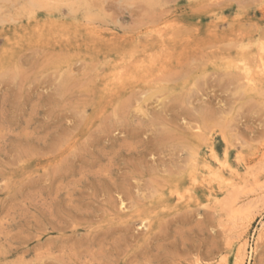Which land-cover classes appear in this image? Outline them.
<instances>
[{
	"label": "rangeland",
	"instance_id": "rangeland-1",
	"mask_svg": "<svg viewBox=\"0 0 264 264\" xmlns=\"http://www.w3.org/2000/svg\"><path fill=\"white\" fill-rule=\"evenodd\" d=\"M261 71L264 0H0V264H264Z\"/></svg>",
	"mask_w": 264,
	"mask_h": 264
},
{
	"label": "bare ground",
	"instance_id": "bare-ground-1",
	"mask_svg": "<svg viewBox=\"0 0 264 264\" xmlns=\"http://www.w3.org/2000/svg\"><path fill=\"white\" fill-rule=\"evenodd\" d=\"M52 1V0H51ZM54 1V0H53ZM38 2H40V1H38ZM43 2V1H42ZM39 4H41V3H39ZM50 4V3H49ZM32 5H33V3H32ZM43 5V4H42ZM38 6V3H37V5L35 6V7H37ZM44 7H46V6H44ZM38 8H41L40 6L38 7ZM32 9H34V8H32ZM261 69H262V67H261ZM261 72H263V71H261ZM260 72V73H261ZM264 73V72H263ZM252 76V75H251ZM250 76V77H251ZM261 77V76H260ZM251 78H253V77H251ZM254 79V78H253ZM252 79V80H253ZM249 81V80H248ZM251 83V82H250ZM254 83V82H253ZM211 153H212V151H211ZM192 161V160H191ZM223 166H221V167H226L227 166V161H225V162H222L221 163ZM201 165H202V163H201ZM220 167V166H219ZM228 167V166H227ZM219 169H221V168H219ZM197 172V171H196ZM215 172H217L216 170H213V173H215ZM219 172V171H218ZM194 173V172H193ZM220 173V172H219ZM207 175H209V174H207ZM207 175H206V177H207ZM194 176V175H193ZM192 176V177H193ZM219 176V179L222 177L221 176V173L218 175ZM191 177V178H192ZM216 177V176H215ZM209 178V177H208ZM203 179V178H202ZM216 179H218V178H216ZM191 184H192V186L194 187V188H196V183H197V181H196V178H195V176L191 179ZM177 191H178V189L176 190V192L175 193H177ZM179 192V191H178ZM179 194V193H178ZM177 194V195H178ZM179 196V195H178ZM179 198H182L181 196L179 197ZM241 246V248L240 249H237L236 251H238V254H237V259H236V262L234 263V264H242L243 262H241V261H243V257H244V254H245V246H242V245H240ZM238 248V247H237ZM236 254V253H235Z\"/></svg>",
	"mask_w": 264,
	"mask_h": 264
}]
</instances>
